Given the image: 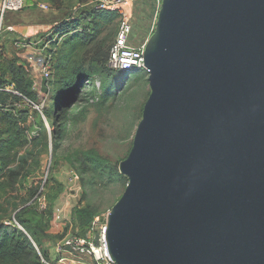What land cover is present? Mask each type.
<instances>
[{
  "label": "water",
  "instance_id": "obj_1",
  "mask_svg": "<svg viewBox=\"0 0 264 264\" xmlns=\"http://www.w3.org/2000/svg\"><path fill=\"white\" fill-rule=\"evenodd\" d=\"M160 1L108 253L115 264H264V0Z\"/></svg>",
  "mask_w": 264,
  "mask_h": 264
},
{
  "label": "rangeland",
  "instance_id": "obj_2",
  "mask_svg": "<svg viewBox=\"0 0 264 264\" xmlns=\"http://www.w3.org/2000/svg\"><path fill=\"white\" fill-rule=\"evenodd\" d=\"M78 1L46 0L45 3L49 7L58 8L59 6L58 14L50 12L51 8L45 10L37 5L28 10L24 8L20 11H7L3 15L4 23L6 25L16 21L17 25L21 23L30 25L31 31L33 28L34 32L40 31L34 36L33 41L36 43H33L36 49L43 50L42 58L47 59L50 54L47 50L52 51V43L48 40L54 36L55 21L68 19L73 11L78 13L79 9L92 7L98 0L75 10L74 7ZM38 2L43 1L38 0ZM153 7V4L147 0L136 2L132 39L135 44L143 43L151 36ZM87 24L80 23L79 26L83 27ZM37 25H42L39 27L40 30ZM14 30L10 32L20 33ZM118 30L117 19L115 23L101 31L99 38H106L108 43L112 44ZM6 31L3 34V40ZM64 38L61 35V40ZM45 45H48V48ZM10 47L11 50L15 49L12 44ZM56 63L57 60L54 57L52 76L49 79L39 76V84L35 91L40 110L24 104L21 98L14 95L18 99L15 98V104L12 106L18 113L28 112V126L35 139L20 152L17 165L20 167L18 182H15L14 188L7 196L0 198V221L2 219L7 222L15 221L16 213L21 208L35 205V203L42 209H45L46 205H52L54 211H61L60 219H56L53 214L52 219L47 223L46 232L53 239L45 241V247L49 251L51 257L49 261L52 263H57L58 257L55 251V240H61L67 234L79 233V226L71 217L75 207H90L97 211V217L100 218L99 225H104L107 222L108 213L123 195L127 181L122 178L126 176L120 172V163L132 149L136 130L142 120L144 105L151 93L148 72L135 73L126 79H123L121 73L117 71L113 72V76L95 75L92 81H88L83 86L72 104L71 111L81 112L82 118L78 119L75 126L70 118L65 119L67 131L60 145L55 148L51 134L54 129L53 120L48 112L51 111L54 97L59 92L54 85ZM118 78L121 83L114 86L115 90L107 91L115 82L114 79ZM12 101L14 100L2 102L0 99V105L4 106L7 103L6 105L10 106ZM88 151H95L106 158L109 161V168L102 171L93 166L91 161L85 160L89 170L81 173L80 164L84 160L83 154ZM111 170L116 174L109 176L108 173ZM97 229L93 236H98L100 226Z\"/></svg>",
  "mask_w": 264,
  "mask_h": 264
},
{
  "label": "trees",
  "instance_id": "obj_3",
  "mask_svg": "<svg viewBox=\"0 0 264 264\" xmlns=\"http://www.w3.org/2000/svg\"><path fill=\"white\" fill-rule=\"evenodd\" d=\"M93 1L95 2V0H79L81 4L85 5H91ZM99 4L100 0L92 7L71 15L69 19L62 20L54 27V36L48 40L52 43V51L51 49L47 50L50 53L47 59L50 60L51 65L54 57L57 60L54 85L59 90L54 97L55 101L51 111L48 112L53 120L54 129L51 134L55 148L60 145L67 131L64 124L65 119L70 118L75 126L78 119L82 118L81 112L71 111L72 104L83 86L88 81H92L95 75L113 76V72L117 71L121 73L123 79H126L135 73H147L145 70L130 72L110 68V51L115 40L109 44L106 38H99V35L105 27L116 22L118 14L99 9ZM80 23L88 24L81 27ZM61 35L65 37L62 40ZM45 46L48 48V45ZM114 81L107 91L115 90V87L121 83L119 78ZM10 84H14L28 98L38 101L37 92L33 89L34 80L31 72L17 59L0 62V86ZM15 98L12 93L0 92L2 102L14 100L10 106L6 105L7 103H3L4 106L0 105V198L7 196L14 188L15 182H18L20 167L17 165L20 152L35 139V137L30 138L29 136L28 112L18 113L12 106L15 104ZM83 158V163H79L81 173L89 170L85 160L91 161L93 166L102 169V171L109 168V161L95 151L84 153ZM115 174L113 170L108 173L109 176ZM122 178L126 179L128 184V179ZM87 184L90 185L88 181ZM54 210L52 205H46V208L42 209L36 203L21 208L16 213L15 220L22 225L26 232L14 223L8 224L6 220L2 219L0 221V264H47L46 261L50 262L51 257L45 247V241L53 239L46 230L47 223L55 213ZM97 215L98 212L90 207H75L73 209L71 217L74 223L79 226L78 235L87 236ZM58 241L55 240V245Z\"/></svg>",
  "mask_w": 264,
  "mask_h": 264
},
{
  "label": "built area",
  "instance_id": "obj_4",
  "mask_svg": "<svg viewBox=\"0 0 264 264\" xmlns=\"http://www.w3.org/2000/svg\"><path fill=\"white\" fill-rule=\"evenodd\" d=\"M137 0H100L98 8L105 11H113L118 14L119 30L117 32L115 41L110 51V67L114 70L123 71H147L145 63V48L146 43L139 46L133 45V19L135 14V3ZM160 1V0H159ZM25 7V0H0V11L2 18L0 19V54L4 51L3 34L7 31H15L13 25L6 26L3 15L7 11H20ZM42 8L49 10L48 4H42ZM14 46L18 49L33 48L34 43L27 35H21L14 40ZM43 51V50H42ZM41 55V54H40ZM26 69H35L36 74L41 75L42 78L49 79L52 76V65L49 59L42 61L36 54H27L23 58ZM32 73V71H30ZM39 81L34 78L33 89H36ZM0 92H9L22 99L24 104L30 105L38 110V101H34L20 92L14 84L0 86ZM30 138L34 137L29 132ZM56 219L62 217L61 211H55ZM99 217H96L93 224L88 231L87 236L83 237L76 234H67L56 244L55 251L59 257L60 264H86L84 256H90L93 260L88 264H115L111 259L105 241L106 224L99 225ZM15 225L25 229L15 220ZM13 224V222H8ZM100 226L98 236H93ZM47 264H58L47 262Z\"/></svg>",
  "mask_w": 264,
  "mask_h": 264
},
{
  "label": "crops",
  "instance_id": "obj_5",
  "mask_svg": "<svg viewBox=\"0 0 264 264\" xmlns=\"http://www.w3.org/2000/svg\"><path fill=\"white\" fill-rule=\"evenodd\" d=\"M42 1H43L42 3H39L38 0H25V7L24 8H25V10H28V9H32L36 5L41 6L42 4H47V3H45L46 0H42ZM137 1H139V0H137ZM147 1L150 2V4H153V6H154L153 7L154 9L151 12V14H152V29H151V31L153 32L155 29V26H156L161 1H159V0H147ZM85 6H86L85 4H81L78 1L76 6L74 7V9L78 10L79 7H85ZM79 10L81 11L83 9H79ZM50 12H52L54 14H58L60 11L57 7H55V8L51 7ZM76 13L77 12L73 11L72 15H74ZM61 21L62 20L55 21L53 26L58 25ZM9 25H17V22L15 21L14 23L6 24V26H9ZM21 25H25V23L24 24L21 23ZM27 26H29V28L31 27L30 25H27ZM37 27L38 28L42 27V25L41 26L37 25ZM38 30H40V28ZM34 31H35L34 28H33V31H31V29H29V32L27 34V36H29L31 38L32 42H34L33 41L34 36H36L40 32V31H37V32H34ZM7 32H9V33H7ZM152 32L150 33V35L152 34ZM21 35H22V33H13L10 31H6V35H5L4 40H3L4 51H3L2 55L0 56V62L4 61V60H15V59H17L20 64H23L25 66V63L23 62V58L25 59V56L27 54H36V56L39 58V60H41V61L43 60V58L41 56L42 55V49L41 50L36 49V45H34L33 48H28L26 50L25 49H18L16 47H15V49L11 50V47H10L11 44L14 45L13 44L14 40L19 38ZM148 39L149 38H147L145 40V42H143V43H146ZM34 43H36V42H34ZM143 43H136L135 44V42H133V45L139 46ZM39 54H41V55H39ZM29 71H32L31 76L33 77V80L35 78V79H37V81H39V75L36 74V72H35L36 70L35 69H29ZM53 251H54V248H53L52 252ZM58 260H59V257H57V263L60 264ZM84 260H85L86 264H88L93 260V258L90 256H84Z\"/></svg>",
  "mask_w": 264,
  "mask_h": 264
}]
</instances>
